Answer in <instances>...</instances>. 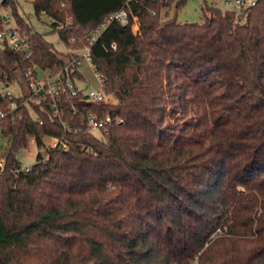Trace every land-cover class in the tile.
I'll return each mask as SVG.
<instances>
[{"label": "trees", "instance_id": "1", "mask_svg": "<svg viewBox=\"0 0 264 264\" xmlns=\"http://www.w3.org/2000/svg\"><path fill=\"white\" fill-rule=\"evenodd\" d=\"M127 1L33 3L65 46L81 48ZM187 1L133 0L138 30L130 15L91 45L100 85L116 97L107 105L80 87L31 90L30 66L66 60L10 0L33 53L0 40V78L29 88L0 102L10 141L0 154V264H264V0L238 20L204 1L201 22H179ZM174 3V16L163 14ZM88 113L113 121L90 133ZM31 136L38 153L24 169L17 152ZM51 136L68 149L48 147Z\"/></svg>", "mask_w": 264, "mask_h": 264}, {"label": "built area", "instance_id": "2", "mask_svg": "<svg viewBox=\"0 0 264 264\" xmlns=\"http://www.w3.org/2000/svg\"><path fill=\"white\" fill-rule=\"evenodd\" d=\"M131 1L128 0L125 6L109 15L103 22L99 25L91 28L87 33L86 37L88 38L89 44L87 45L85 52L79 54V51L76 52V55L72 58V60H66L63 64H56L54 68L42 69L36 65L30 66L26 71V77L29 81V86L31 90L35 93L45 92L47 94H51L53 96H60L65 92L71 91L73 95H78V84H76L71 74L73 72H82V67L85 62L91 63L90 56V47L94 44L104 33L107 27L113 22L118 21L123 25H126L130 22V15H132L131 9ZM138 1V0H135ZM223 7L224 12H231L235 15V17L240 19L245 12L251 7L255 6L258 0H219ZM133 16V15H132ZM135 23L132 25L134 27L137 24L138 18L133 16ZM0 21L3 29L0 31V40L3 41L6 46H10L13 49L21 52L25 58L31 57L33 51L31 47V43L29 40L28 32L22 29L21 25L16 21L14 14L12 12L10 0H0ZM137 26V25H136ZM138 27L134 31H137ZM113 48H116V45H112ZM92 64V63H91ZM24 80V79H23ZM18 82V83H17ZM21 83L20 94H23V86L22 79L19 78L17 81L6 83L5 80L0 78V85L12 86L14 84ZM79 88V87H78ZM86 99L91 103H104L107 105H111L116 102V97L114 94L107 93L103 90L101 85L98 87H93L86 94ZM7 95H15L10 90H1L0 89V102L2 97ZM55 106V105H54ZM12 108L17 107V103L13 102L11 104ZM1 116H4V113H0ZM121 120V119H120ZM118 120V121H120ZM113 121V117L111 115H106L104 117H100L97 113H88L86 116L87 122V131L90 133H95L98 135L102 134V131L106 129V125ZM50 141L46 142L48 147L52 148H63L64 150L68 149V143L60 139L58 137L51 136L49 137ZM9 143V139L5 137L3 133L2 123L0 122V147L2 143ZM41 151L45 150V147L42 146L40 148ZM5 164V159L1 158L0 167L3 168ZM21 167L24 169H28V167Z\"/></svg>", "mask_w": 264, "mask_h": 264}, {"label": "rangeland", "instance_id": "3", "mask_svg": "<svg viewBox=\"0 0 264 264\" xmlns=\"http://www.w3.org/2000/svg\"><path fill=\"white\" fill-rule=\"evenodd\" d=\"M19 1V8L21 13L25 16V18L29 21V23L40 33L44 34L47 41L52 43L57 50L60 52L59 54L64 60H70L68 57H74L76 55V52L79 51V54H82V52H85L84 49H86L87 46L79 47V48H72L69 45H66L61 41L59 33L53 30L52 27V18L49 17L46 14H41L40 16H37L34 8V0H18ZM204 1H206L208 4H212L215 2L220 8L223 9L221 2L219 0H188L187 3L182 6L178 10L177 19L179 22H201L203 20V10L202 5L204 4ZM175 3L170 8H164L163 14L167 11L171 14V16H174L175 14ZM137 25V26H136ZM133 29L135 30L136 27H138V23L136 24ZM66 62V61H64ZM63 62V63H64ZM60 63V64H63ZM83 76V80L77 81L78 87L83 88L85 93L87 94L90 89L93 87H98L100 85V78L99 75L95 72V69L91 63L85 62V64L82 67V72H79ZM22 79V78H21ZM22 86L25 89V91H29V88L26 84V82L22 79ZM18 83V82H17ZM20 83V82H19ZM99 83V84H98ZM1 90H10L14 94H20L21 89V83L14 84L12 86H5L0 85ZM20 96V95H19ZM46 142H49L50 139L47 137ZM10 144L5 142L2 143V146L0 147V154L2 156L5 155V153L8 150V146ZM38 153V147L36 146V142L34 137H30V146L28 148H23L17 152V157L19 161L21 162L23 167L31 166L36 161Z\"/></svg>", "mask_w": 264, "mask_h": 264}, {"label": "crops", "instance_id": "4", "mask_svg": "<svg viewBox=\"0 0 264 264\" xmlns=\"http://www.w3.org/2000/svg\"><path fill=\"white\" fill-rule=\"evenodd\" d=\"M99 84V83H98Z\"/></svg>", "mask_w": 264, "mask_h": 264}]
</instances>
